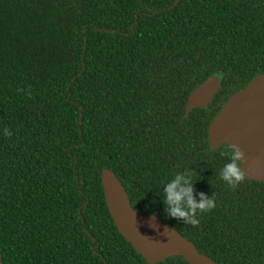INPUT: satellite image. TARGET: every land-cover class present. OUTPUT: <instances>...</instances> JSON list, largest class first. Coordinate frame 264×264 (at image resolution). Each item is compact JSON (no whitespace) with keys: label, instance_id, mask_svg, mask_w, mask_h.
I'll use <instances>...</instances> for the list:
<instances>
[{"label":"trees","instance_id":"16d2710c","mask_svg":"<svg viewBox=\"0 0 264 264\" xmlns=\"http://www.w3.org/2000/svg\"><path fill=\"white\" fill-rule=\"evenodd\" d=\"M222 72L206 107L189 94ZM264 73V0H0L3 264H151L119 233L101 170L219 264H264V181L219 179L208 127ZM230 147V146H229ZM193 173L195 226L163 185ZM152 264H190L172 255Z\"/></svg>","mask_w":264,"mask_h":264},{"label":"water","instance_id":"95a60500","mask_svg":"<svg viewBox=\"0 0 264 264\" xmlns=\"http://www.w3.org/2000/svg\"><path fill=\"white\" fill-rule=\"evenodd\" d=\"M222 77V72H213L193 88L186 110L206 107L219 89ZM208 137L212 148L220 144L236 146L243 154L241 168L245 175L264 181V73L255 75L230 95L211 119ZM101 184L115 227L148 263L180 255L190 264H219L157 214H143L134 209L124 185L112 169L101 170ZM0 264H3L1 255Z\"/></svg>","mask_w":264,"mask_h":264},{"label":"clouds","instance_id":"9594fccd","mask_svg":"<svg viewBox=\"0 0 264 264\" xmlns=\"http://www.w3.org/2000/svg\"><path fill=\"white\" fill-rule=\"evenodd\" d=\"M226 150L220 155L226 162L219 170V179L229 187H235L245 179L241 168L243 154L236 146H225ZM193 173H176L174 178L163 185V203L168 217L183 220L184 223L197 225L198 212H204L214 207V200L199 193V199L192 196Z\"/></svg>","mask_w":264,"mask_h":264}]
</instances>
